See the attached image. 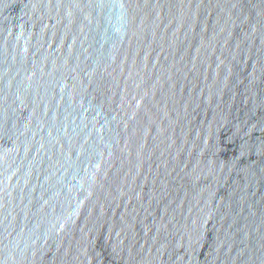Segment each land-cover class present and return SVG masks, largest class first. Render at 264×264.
<instances>
[{
  "label": "water",
  "instance_id": "95a60500",
  "mask_svg": "<svg viewBox=\"0 0 264 264\" xmlns=\"http://www.w3.org/2000/svg\"><path fill=\"white\" fill-rule=\"evenodd\" d=\"M0 264H264V0H0Z\"/></svg>",
  "mask_w": 264,
  "mask_h": 264
}]
</instances>
